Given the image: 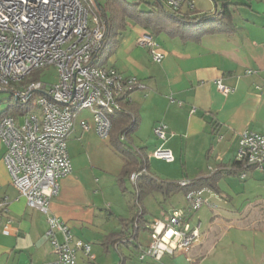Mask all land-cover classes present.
<instances>
[{
	"label": "crops",
	"instance_id": "crops-1",
	"mask_svg": "<svg viewBox=\"0 0 264 264\" xmlns=\"http://www.w3.org/2000/svg\"><path fill=\"white\" fill-rule=\"evenodd\" d=\"M191 1L194 7L185 2L181 12L201 16L220 12L223 3H230L233 29L206 20L188 25L184 33L167 28L154 32L142 23H129L105 65L144 84L132 92L130 105L136 109L138 125L128 138L139 142L133 146L142 150L151 173L162 178L161 171L166 174L163 179L179 180L223 170L217 190L203 189L214 214L204 229L199 218L200 236L193 245L165 253L160 260L137 256L149 240L140 237L142 229L149 231L144 226L138 237L114 243L116 237L128 235L131 226L123 220L136 210L131 209L129 217L118 215L107 191L114 185L121 189L119 176L126 157L109 137L101 138L94 128L84 130L79 123L84 115L79 114L68 138L73 170L60 178V190L51 199L52 212L69 223L75 236L90 241L92 251L94 245L101 246L94 249L93 259L79 251L77 264L122 260L128 264L132 256L145 264H264V167H249L243 176L233 165L240 133L250 129L264 134V0ZM143 34L156 39L164 53L161 61L138 44ZM218 79L231 90L222 92ZM159 122L168 126L165 141L154 132ZM160 145L174 154V160L167 161L172 165L169 172L159 167L166 160L151 154ZM111 148L124 156L112 170L106 161ZM5 149L0 142V264L50 263L56 254L46 234V214L29 205L13 184ZM126 187L123 194L130 189ZM153 219L145 215L146 222ZM109 220L117 221L115 228L107 224Z\"/></svg>",
	"mask_w": 264,
	"mask_h": 264
},
{
	"label": "built area",
	"instance_id": "built-area-1",
	"mask_svg": "<svg viewBox=\"0 0 264 264\" xmlns=\"http://www.w3.org/2000/svg\"><path fill=\"white\" fill-rule=\"evenodd\" d=\"M166 1L175 9L185 2L194 7L191 0ZM98 10L97 0H0V91L11 90L19 102L38 108L27 113L24 121L13 114L2 116L0 142L6 148L4 162L13 184L29 205L46 214V234L56 254L54 261L46 264H77L79 251L95 258L92 243L75 236L69 223L51 210L60 178L73 170L68 138L81 110L89 109L93 119L91 123L86 117L79 118L81 127L94 128L98 136L108 138L112 115L125 110L124 102L132 100V92L144 86L136 76L92 62L106 31ZM137 42L150 49L154 60L164 57L151 35L143 34ZM47 65L56 66L57 82L29 78L34 70ZM216 83L222 92L231 90L221 79ZM154 132L162 141L168 138V126L163 122L154 126ZM151 154L174 160L172 150L161 145ZM236 159L245 167L263 168L264 134L244 129ZM139 174L131 173L133 183ZM189 181L183 178L179 183L187 185ZM185 197V207L163 211V219L148 223L151 236L138 254L140 259L160 260L165 253L188 248L197 241L200 222L193 225L191 216L201 205L213 204L203 189L189 191Z\"/></svg>",
	"mask_w": 264,
	"mask_h": 264
},
{
	"label": "trees",
	"instance_id": "trees-1",
	"mask_svg": "<svg viewBox=\"0 0 264 264\" xmlns=\"http://www.w3.org/2000/svg\"><path fill=\"white\" fill-rule=\"evenodd\" d=\"M99 4V3H98ZM148 9H138L127 0H108L105 5L99 4L100 17L105 21L106 31L104 41L99 50L94 54L92 62L96 65H105L117 44V37L129 23H142L146 28L153 29L154 32L162 29H168L171 32L184 33L188 25L192 23L208 20L216 23L219 28L226 30L233 29V10L230 3H223L221 11L207 12L204 15H192L181 12V9L171 7L166 0H150L148 1ZM110 8V12H109ZM216 29V28H215ZM131 100L124 102L125 110L119 111L112 115L113 126L109 136L111 144L115 149L123 153L126 157V162L120 172L119 183L121 189L125 192L126 179L130 178L133 171H138L140 174L135 183L132 182V194L136 198L135 207L131 217L124 219L126 227L131 226V230L126 231V235L116 237L114 243L122 238L138 237L139 230L142 226L149 229L148 223L145 220V208L143 200L149 193L160 192L164 196H171L176 191L187 193L192 190L200 189H218L217 183L223 170L217 169L209 175L199 176L189 179L187 185H182L178 180H167L160 178L149 171V163L143 156L140 148L134 147L131 143L123 139L122 136L133 132L138 125L136 109L130 105ZM31 108V103H21L17 100L12 108H7L0 113V119L5 114H13L18 116L19 113H25ZM144 157V158H143ZM237 169L243 170L252 166L245 167L240 160H235L233 163ZM146 168V171L144 170ZM129 236V237H128ZM119 264H124V260Z\"/></svg>",
	"mask_w": 264,
	"mask_h": 264
},
{
	"label": "rangeland",
	"instance_id": "rangeland-1",
	"mask_svg": "<svg viewBox=\"0 0 264 264\" xmlns=\"http://www.w3.org/2000/svg\"><path fill=\"white\" fill-rule=\"evenodd\" d=\"M98 3L105 5L108 0H97ZM130 2L132 5L134 4L138 9H148L149 4L148 1L150 0H127ZM195 1V0H194ZM205 0H197L198 3L204 2ZM186 6V5H185ZM100 13V7L98 10ZM110 12V8H109ZM29 78L34 79V80H42L48 83H54L59 80V73L55 65H47L44 67H41L39 69H36L32 72V74L29 76ZM17 102V99L13 92L11 90H1L0 91V113L7 108H12L13 105ZM38 108L35 105H31V108L29 109L28 112L25 113H19V121H24V118L27 113H30L32 111H37ZM81 115L83 114L84 117L88 119H92V113L89 109L81 110ZM133 135V134H132ZM134 137V136H132ZM108 139V138H105ZM126 141L131 142L132 145H137L139 142L136 140H132V138H126ZM197 151V150H196ZM120 154V153H119ZM122 156V154H120ZM118 153H115L114 150L111 148V152L106 156V161H108V165L112 170L114 167H116L119 163V156ZM118 156V157H117ZM124 157V156H122ZM165 160V159H164ZM187 160V159H186ZM183 161H185V158H183ZM178 162V161H177ZM172 166L171 164L167 163V161H162L160 163V168L165 169L168 171L169 167ZM118 168V167H117ZM179 168V166H178ZM151 169H153V166H151ZM154 170V169H153ZM157 171V170H156ZM159 175H161L162 178L166 177V174H163V172L159 171ZM177 178L180 177V175L176 176ZM237 178V177H236ZM181 180V178H179ZM178 180V181H179ZM126 184L129 186V191L126 194H123L121 189L117 185L109 187L110 196L111 199L113 200V209L117 212L118 215H123L124 217H129V214L131 213V209H135V202L136 198L133 196L132 192V181L130 178L126 179ZM213 201V200H212ZM214 202V201H213ZM218 203V202H217ZM186 205V197L185 193L182 191H177L175 194L171 196H163L159 192H153L149 193L147 196H145L143 200V206L145 208V215L149 219L153 218H160L163 219V210L168 209L171 210L175 207H185ZM213 211L210 208L208 204H203L199 207L198 210L191 216V222L193 224H197L199 221V218H201L202 221V229L205 228L206 222H209L211 220V217L213 215ZM107 224L110 227L115 228L117 225V221L115 220H109ZM150 232L148 230L142 229L140 237L143 240H148L150 238ZM95 248L101 250L100 245H94ZM93 248V253L95 254L96 252L94 251ZM138 256V255H137ZM137 256H132L130 260H128V264H145L137 259Z\"/></svg>",
	"mask_w": 264,
	"mask_h": 264
}]
</instances>
